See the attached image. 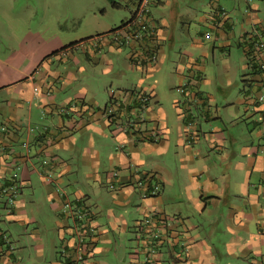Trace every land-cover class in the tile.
<instances>
[{"label":"crops","instance_id":"obj_1","mask_svg":"<svg viewBox=\"0 0 264 264\" xmlns=\"http://www.w3.org/2000/svg\"><path fill=\"white\" fill-rule=\"evenodd\" d=\"M251 1L243 0L245 22L235 35L231 17L217 4L221 1L211 0L215 10L199 19L207 24L204 32H196L201 40L193 39L190 50L175 58L164 44L181 42L183 32L177 23L193 11H181L170 0L149 1L146 21L154 33L151 38H130L136 32L130 20L52 55L49 40L46 48L41 45L42 33L17 23L25 37L8 46L13 54L6 63L1 60L0 70V264L71 263L64 255L74 247L73 219L64 210L56 185L70 199L83 202L99 227L84 264H146L151 242L139 225L154 211L167 222L154 247L155 264H264V104L251 101L263 76L249 62L254 31L264 35V8L258 13L264 2ZM151 3L156 7L150 8ZM186 20L189 35L191 19ZM210 34L213 42H223L221 50L237 37L243 68H251L244 78V99L231 104L227 118L217 106L215 116L210 113L212 98L202 90L211 82L203 78V68L193 57ZM125 47L130 49L124 66L128 71L148 76L163 62H175L179 83L188 82L189 92H183L186 110L182 112V102L173 101L180 117L175 128L166 122L157 86L129 82L122 72L114 74L121 78V87L114 90L110 85L103 102L116 91L124 124L136 112L127 93H149L151 104L143 114L142 131L123 130L102 114L101 85L88 82L94 80L90 71L95 74L89 64L110 76L116 67L109 55L116 56ZM153 48L158 64L148 60L147 49ZM186 71L191 75L187 79ZM197 85L206 102L199 90L193 94ZM197 98L206 107L203 122L194 120L190 101L196 108ZM67 105L66 113H60ZM1 126L8 132L3 133ZM46 157L52 159L50 167L42 164ZM15 173L20 194L10 208L7 186ZM45 173H52L55 182ZM126 208L134 212L131 223L121 213ZM126 236H131V247L122 244Z\"/></svg>","mask_w":264,"mask_h":264},{"label":"rangeland","instance_id":"obj_2","mask_svg":"<svg viewBox=\"0 0 264 264\" xmlns=\"http://www.w3.org/2000/svg\"><path fill=\"white\" fill-rule=\"evenodd\" d=\"M170 1L172 3L176 2V5L182 8L181 11H193L177 23L178 30L183 32L181 42H177L173 44V46H171L170 42L169 44L168 42L164 44V46H167L166 51L175 58L177 55L179 57V52H183L186 49L190 50V44L193 39L201 40V37L197 35L196 32L198 29L204 32L207 29V24H204V21L203 23L200 22L199 19L211 10L210 5L213 4V2H211V0ZM220 1L221 2H217V4L224 10L222 14H228L229 17H231L230 22L234 24V33L238 35L241 30V25L245 22L244 17L246 16L245 13H247L245 11L247 8L245 6L246 4L243 0ZM258 2H264V0H252L251 4L255 5ZM237 5H239V7ZM259 5L261 12L258 13H262L264 7L262 4ZM152 7L154 8L156 6L151 3L150 8ZM238 9H240V12H238ZM133 10V0H0V70L4 68V63H6L5 61L8 55L13 54L11 50H8L10 48L8 46L13 45L15 41L23 40L25 37L26 31L16 26L18 22L21 26L22 24H27L28 27H31L33 32L37 30V32L42 33L41 45L46 48L47 40H49L51 47H53L52 51L55 52L69 44L83 42L96 35L106 34L112 30L119 29L122 25L131 20ZM214 10L213 7L211 12ZM157 11L160 12V9L155 10V13H157ZM168 12L167 10L165 13ZM203 13L205 15H203ZM187 17L191 19L189 35H186L188 33L187 26L189 25V21L186 20ZM219 17L223 18L221 14H219ZM249 29L250 27H246L245 31H250ZM213 38V34L205 37L203 49L200 50L198 54L195 52L193 57L198 59L196 65L203 68V78L211 82V85L207 86V90H202L204 94L208 93L212 98L213 102H208V104L210 103L209 105L212 106L210 113L213 112V116H215V106H217V110H219L220 114H222L224 118H227V109L233 105L232 103H234L235 100L239 99V101H243L244 99V78H247L246 75L249 74L248 70H251V68L248 67V64V69H246L247 67L243 68V54L236 46L237 37L232 38L229 42V47H225L224 50L220 49L221 43L223 44V42H213ZM129 50V47H125L122 48L121 53L115 52L117 53L116 56L109 55V58L116 67L110 76L103 75V68H96L94 63L89 64L90 69H92L95 74L93 76L91 74L92 71H90L89 76L94 78V80L88 82L99 83L101 85V107L105 104L103 102L105 100L103 92L107 94L106 90L110 85H112L114 90L121 87V78L118 80L114 74L122 72L125 77L128 78L129 82L131 80H140L144 83L143 85L145 87L151 85L157 86L156 93L159 98L158 103L165 112L166 122L170 128H175L179 124L180 117L178 111H176L175 102L173 101L178 100L182 102V112L186 110L188 104L184 105L186 100H183V92H177V89L182 85L184 87L188 82L183 81L181 84L179 83L181 78L176 75L175 62H163L159 68L156 67L148 76L141 72L128 71L124 66L127 65L125 59L129 55ZM52 53L50 52L49 55ZM29 58L30 55L29 57L27 56V59ZM1 60L4 63H1ZM84 60L85 59H83V61ZM249 60H252V58H249ZM158 62L159 60H157V64ZM38 64L39 62L37 65ZM86 65H88V62H86ZM184 75L185 79L191 76L189 75V71H186ZM201 84L199 86H201ZM184 88L189 92V87ZM198 90L202 96L201 99H204L203 101L206 102V98L200 88H198V85L195 87L193 94H197ZM197 99L199 100L196 104L198 108H195L193 104L194 101H190L194 120L196 122H203L202 114L205 113L206 107L201 106L200 98ZM108 104L109 102L105 105ZM242 105L243 103H240V106ZM69 107L70 105L65 106L66 109H69ZM121 213H123L125 219L131 223L132 217L134 216L133 210L126 208L122 210ZM130 239L131 236H126L122 239L124 247H131L132 244L128 241Z\"/></svg>","mask_w":264,"mask_h":264},{"label":"built area","instance_id":"obj_3","mask_svg":"<svg viewBox=\"0 0 264 264\" xmlns=\"http://www.w3.org/2000/svg\"><path fill=\"white\" fill-rule=\"evenodd\" d=\"M149 1L150 0H134V10L130 23L134 26V32L130 38L139 39L141 37H153L154 33L151 26L147 23L148 13H149ZM255 40L253 42V50L250 53L249 58L250 65H257L262 71V83L260 84L259 92L257 94H252L251 98L254 103L264 104V35L258 31H254ZM148 60L151 63H156L158 60V54L153 49H147ZM143 60H140L142 62ZM186 86V85H185ZM184 86V87H185ZM178 88L180 92H184L185 88ZM111 99L108 105L101 108L102 114L107 118V120L112 123H116L123 127V130H131L140 133L142 131V123L144 122V112L147 110L148 106L151 104V95L142 90L130 91L127 93V99L131 100L134 105L136 112L130 113L127 121L122 124L121 111L119 107V99L116 91L111 92ZM125 97V93L123 94ZM75 107V106H74ZM68 109L65 107L60 108V113H66ZM1 131L3 133L8 132L6 126H1ZM23 148H27V144L24 143ZM51 161L49 157H46L43 161V165L50 167ZM19 167V166H18ZM19 170V168H18ZM45 177L50 180V182H55L52 178V173H45ZM18 173L12 175L11 184L7 186L8 199L7 204L12 208L20 194V185L18 183ZM110 189L114 188V185H109ZM56 192L62 197L63 207L72 216L73 229V239H75L73 250L66 252L64 259L70 261V264H84L88 260V253L95 246L96 235L99 233V227L94 224V220L91 217V213L86 209L79 199H70L69 195L61 188L59 185L55 186ZM159 212L154 211L149 214V216L143 219L139 227H144L147 232V237L151 242V246L148 251V260L146 264H155L153 260V255L155 254V246L160 242L164 236V230L167 226L166 217L161 215L159 217ZM158 219V224H155Z\"/></svg>","mask_w":264,"mask_h":264},{"label":"trees","instance_id":"obj_4","mask_svg":"<svg viewBox=\"0 0 264 264\" xmlns=\"http://www.w3.org/2000/svg\"><path fill=\"white\" fill-rule=\"evenodd\" d=\"M74 44H75V43H74ZM72 45H73V44H69V45H67V46H65V47H62L60 50H63V49H65V48H67V47H70V46H72ZM58 51H59V50H58ZM58 51H55V52H53L52 54H55V53L58 52ZM52 54H51V55H52ZM254 65H255V66H252V67H254V69H255V68H258L256 64H254ZM258 69L260 70V72L263 71V70H261L260 68H258Z\"/></svg>","mask_w":264,"mask_h":264}]
</instances>
